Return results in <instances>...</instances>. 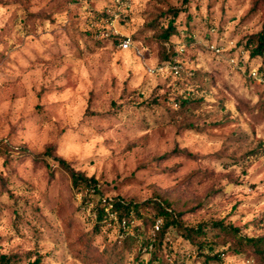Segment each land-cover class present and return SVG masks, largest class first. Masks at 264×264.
I'll use <instances>...</instances> for the list:
<instances>
[{
	"label": "rangeland",
	"instance_id": "1",
	"mask_svg": "<svg viewBox=\"0 0 264 264\" xmlns=\"http://www.w3.org/2000/svg\"><path fill=\"white\" fill-rule=\"evenodd\" d=\"M256 4L130 0L126 19L110 20L114 0H0V254L12 264H264V244L248 241L264 237ZM54 157L93 177L95 192L74 187ZM100 195L134 206L133 225L99 219ZM155 202L179 226L156 231ZM215 222L227 229L209 230ZM198 226L203 235L184 237Z\"/></svg>",
	"mask_w": 264,
	"mask_h": 264
},
{
	"label": "trees",
	"instance_id": "2",
	"mask_svg": "<svg viewBox=\"0 0 264 264\" xmlns=\"http://www.w3.org/2000/svg\"><path fill=\"white\" fill-rule=\"evenodd\" d=\"M186 1V0H184ZM255 3H257L256 5H258L260 8H264V0H255ZM171 13H172V17L169 20L166 28L164 29V32L160 34V36L163 39H167L170 35L175 33V26H173L174 24V20L175 17L178 14V10L171 8L170 9ZM104 16H108V13L106 12V10L103 12ZM256 40H257V48L254 50L253 54L254 55H258L260 53H264V32L257 34V36H255ZM250 39V37L248 38ZM178 101V102H177ZM175 103H178V105H180L181 107L186 106L188 99L187 98H182L180 100H177ZM261 151V153H264V142H262L260 144V148H258L255 151ZM51 150L52 149H47L44 152V156L50 157L51 156ZM254 151V152H255ZM54 159L56 161H58V163L67 170V172L70 175V179L72 182V185L74 187H77L79 189H85L87 192L91 194H93L95 192V188H96V182L94 180L93 177H87L85 176L82 172L79 171H75L72 167L69 166V164L63 160L60 157H54ZM102 195L97 196V204L99 206V208L96 210V214L97 217L99 219H102V221H107L103 207H102V203H101V199H102ZM112 201H113V209L116 211L117 217L120 220L121 218H127L129 217V220H132V224L133 225V219H134V215H133V207L130 206L129 203H125L123 200H121L120 198H116V197H111ZM157 205H159L160 203V209H158L157 215L158 218L160 220V225L158 230L159 231L161 229V233H166L168 227H174V226H179V221H178V217L174 214H172V211L166 207L163 206L162 202H155ZM135 205V204H134ZM164 221V223H163ZM130 226V227H131ZM207 227L209 228V230H213L214 228H218L220 231H224L226 228L225 225L222 224V222H215V223H211L208 224ZM204 229L203 226H198L196 228L193 229H189L188 232L185 234V238H190V237H195L198 235H203ZM151 241V242H150ZM153 240H149V242L147 241L148 245L147 247H150L153 245ZM252 243H254L255 246L259 247V245L264 244V237H256V238H251V240H248ZM146 247V246H145ZM209 250L211 251V245L209 246ZM14 255H7V254H0V264H12V261L14 260ZM207 258H210V256H207ZM40 257H36L32 262H29V264H40Z\"/></svg>",
	"mask_w": 264,
	"mask_h": 264
},
{
	"label": "built area",
	"instance_id": "3",
	"mask_svg": "<svg viewBox=\"0 0 264 264\" xmlns=\"http://www.w3.org/2000/svg\"><path fill=\"white\" fill-rule=\"evenodd\" d=\"M115 5L117 8H115V11H112L110 8L106 9V12L108 13L107 18L110 20L113 18H120L121 20L126 19V13L124 12L130 7V0H114ZM118 45L122 49H127L130 45V38L128 36L123 37L120 39ZM171 69L174 70L175 73H178V66L173 65L171 66ZM252 75H255L253 72ZM102 207L106 216V219L109 223L111 222H117L120 226V228L123 231H126V229L130 228L132 224V220H129V217L127 218H121L120 220L117 217L116 211L113 209V201L111 197H102L101 199ZM160 222L157 220L155 222L154 228L157 230L159 228Z\"/></svg>",
	"mask_w": 264,
	"mask_h": 264
}]
</instances>
